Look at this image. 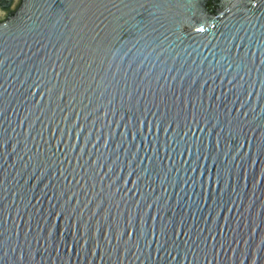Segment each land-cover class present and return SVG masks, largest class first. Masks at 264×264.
<instances>
[{
    "label": "water",
    "instance_id": "1",
    "mask_svg": "<svg viewBox=\"0 0 264 264\" xmlns=\"http://www.w3.org/2000/svg\"><path fill=\"white\" fill-rule=\"evenodd\" d=\"M0 264H264V0H0Z\"/></svg>",
    "mask_w": 264,
    "mask_h": 264
}]
</instances>
